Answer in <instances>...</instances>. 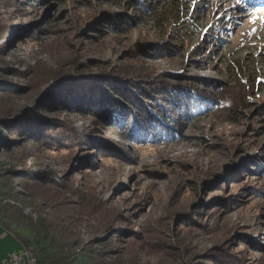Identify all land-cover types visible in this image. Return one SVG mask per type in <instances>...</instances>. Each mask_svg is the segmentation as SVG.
Returning a JSON list of instances; mask_svg holds the SVG:
<instances>
[{
    "label": "rangeland",
    "instance_id": "obj_1",
    "mask_svg": "<svg viewBox=\"0 0 264 264\" xmlns=\"http://www.w3.org/2000/svg\"><path fill=\"white\" fill-rule=\"evenodd\" d=\"M175 2L198 24L194 44H180L173 22L150 24L138 0H0V108L27 110L44 138L0 153L3 170L34 176L12 178L2 204L60 223L81 245L103 236L124 253L111 264H264V90L252 95L246 87L264 82V9ZM61 58L77 67L42 99L47 72ZM119 65L163 79L100 78ZM104 82L125 84L131 93L121 99L153 110L166 108L165 90L192 92L183 106L218 91L224 102L213 101L226 107L238 103L240 89L249 101L233 116L213 112L168 125L169 135L156 125L135 127L133 137L158 139H130L118 123L133 125L138 112L115 97L96 107ZM132 85L157 93L143 102ZM59 100L66 106H54ZM1 226L0 256L19 245Z\"/></svg>",
    "mask_w": 264,
    "mask_h": 264
},
{
    "label": "trees",
    "instance_id": "obj_2",
    "mask_svg": "<svg viewBox=\"0 0 264 264\" xmlns=\"http://www.w3.org/2000/svg\"><path fill=\"white\" fill-rule=\"evenodd\" d=\"M14 1H18V3L23 5V3L29 0ZM39 1L49 2L50 0ZM150 1L151 3L138 0V8L143 10V17H145L150 24L162 28L166 26V24L173 22L175 23V29H177V37H180V44H190V42L191 44H194L195 39L193 36L199 32L198 24L194 20L187 19L181 15V9L175 2L176 0ZM161 2L167 3L169 6L162 8L160 6ZM29 6L33 7L34 5L30 4ZM24 9L26 10V8ZM112 26L113 24L111 22V29L113 28ZM207 41L208 40L206 39L205 42ZM153 50L156 51L157 49ZM160 50L161 52H170L169 49ZM76 67L77 63L75 60H68L65 58L59 59L58 63L54 67H51V69L47 72L43 86L44 88L46 87V91L44 92L42 99L49 94L48 89L51 85L56 84L57 81L69 74H72V70H75ZM100 78H116L126 80L135 78L136 80L143 81L148 78V82H158L163 79L162 75H151L146 69L142 70L137 67H124L121 65L113 67L111 71H108ZM104 85L107 89L103 90L102 93L100 91V98L95 101V106L99 107L103 103V99L109 102L111 97H115L117 98L116 103L120 105L121 108H124L125 103L128 108L137 111V118L133 120V125H129L128 123L127 126V123H125L124 120L123 124L118 123V127L126 133L128 132L127 135L130 139L136 138L146 141L157 140L158 138L144 137V139H141L140 137H133L129 132L130 129L141 127L143 129L148 128L149 130L152 128L155 129L154 126L156 125V130H166L167 132L161 134L169 135L170 129L167 128L168 125L171 127V125L174 126L177 124H183L184 122L193 124L197 120V117L213 112L216 115L221 112L227 114L228 116H233L238 112V107L249 101V97L246 96L245 91L240 89V91L233 93V96H235V99L238 100V103L235 104V102H231L226 107L222 106L224 97H221L222 94L218 91L213 93L209 92L206 97L201 95L199 97L200 100L198 99L194 101V106H183L186 99L191 100L190 96L194 95H191L192 92L186 94L183 90H174L173 92L165 90V92H162V95L165 97L163 102L168 101L164 103L166 108L160 107L158 110H153L151 106H148L150 107L149 109L147 106H142V103H139V100L135 98L131 102L129 100L125 101L121 99L123 96L126 97L128 93H131L126 87H124L125 84L119 85L117 82H107ZM134 86L135 85H132L131 89L136 91L140 90L139 95H141V101L143 102L150 103V101L153 100V96L157 93V90L155 89H151L152 91H149L150 89L146 88L145 91L141 89V87ZM246 87H248L247 93L255 95L256 91L261 92L264 90V82H259L257 84L256 80L253 79L250 81V84L246 85ZM9 91L11 90H8V92ZM224 93L225 95L229 94L227 92ZM89 95L91 96V93ZM220 97L222 98L220 99L222 100L221 105L216 104L218 101H213L219 99ZM47 99V102L50 104L52 96L49 95ZM207 100L210 103L205 104L204 102H207ZM54 106L62 107L66 106V104L62 100H59L54 104ZM48 107L49 105L47 108ZM81 108L85 109L86 104H84ZM23 112L12 106H3L0 108V129L3 128V131L5 130L9 134L7 137L4 135L3 131L0 132V153L10 152L11 150L19 148L23 140L26 142L37 140L40 143L44 141L43 136L38 137L37 134L33 132L35 128V126H33L35 124L33 118L30 115L25 118ZM20 115L24 116V118ZM79 115H84V113H79ZM106 116L107 118L109 117L108 114H106ZM15 118H20V121H11V119ZM157 118H161V120L158 121ZM139 121H141V124L138 123ZM262 121L264 122V117ZM166 135H164L165 138L167 137ZM47 145L51 146L49 143ZM2 165L3 164H0V224L5 230L12 233L20 246L27 248L34 254L37 264H111V260L119 261L123 258L124 253L119 250L115 244H109L110 240L107 241L103 239V236L95 242H89L81 245L79 241L72 238L68 228L61 227V224L56 221H48L40 218L34 220L29 216H23L21 213L15 214L10 210H7L5 207L6 205L2 204V199L9 196V190L12 188V178L25 179L27 177L33 178L34 176L30 175V172H19L12 166L3 170ZM19 227L21 230H18ZM122 232L127 233V230H122ZM132 232L135 233L134 229L131 228L129 233ZM110 234L111 228L109 231L105 232L104 236ZM211 252V250H208L205 255ZM195 256L196 255H193L192 258H195Z\"/></svg>",
    "mask_w": 264,
    "mask_h": 264
},
{
    "label": "built area",
    "instance_id": "obj_3",
    "mask_svg": "<svg viewBox=\"0 0 264 264\" xmlns=\"http://www.w3.org/2000/svg\"><path fill=\"white\" fill-rule=\"evenodd\" d=\"M34 254L27 248H19L10 252L1 264H33Z\"/></svg>",
    "mask_w": 264,
    "mask_h": 264
},
{
    "label": "crops",
    "instance_id": "obj_4",
    "mask_svg": "<svg viewBox=\"0 0 264 264\" xmlns=\"http://www.w3.org/2000/svg\"><path fill=\"white\" fill-rule=\"evenodd\" d=\"M1 225V224H0ZM2 227V226H1ZM5 235V234H4ZM20 248V244L18 245L17 244V246H15V248H13V249H10V250H6V252H4V254H2V256H0V264L2 263V261H3V259H5L6 257H7V255L10 253V252H12V251H14V250H17V249H19Z\"/></svg>",
    "mask_w": 264,
    "mask_h": 264
},
{
    "label": "bare ground",
    "instance_id": "obj_5",
    "mask_svg": "<svg viewBox=\"0 0 264 264\" xmlns=\"http://www.w3.org/2000/svg\"><path fill=\"white\" fill-rule=\"evenodd\" d=\"M33 264H37V261H36V259H34V260H33Z\"/></svg>",
    "mask_w": 264,
    "mask_h": 264
},
{
    "label": "water",
    "instance_id": "obj_6",
    "mask_svg": "<svg viewBox=\"0 0 264 264\" xmlns=\"http://www.w3.org/2000/svg\"><path fill=\"white\" fill-rule=\"evenodd\" d=\"M221 178H222V176H220V177L217 179V181H219Z\"/></svg>",
    "mask_w": 264,
    "mask_h": 264
}]
</instances>
